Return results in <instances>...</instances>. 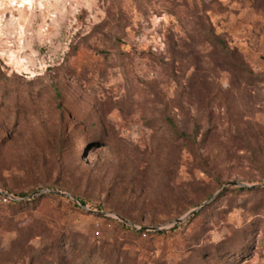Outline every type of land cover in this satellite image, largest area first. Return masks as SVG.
Here are the masks:
<instances>
[{
  "label": "rangeland",
  "instance_id": "374dc122",
  "mask_svg": "<svg viewBox=\"0 0 264 264\" xmlns=\"http://www.w3.org/2000/svg\"><path fill=\"white\" fill-rule=\"evenodd\" d=\"M68 236L264 264V0H0V264Z\"/></svg>",
  "mask_w": 264,
  "mask_h": 264
},
{
  "label": "trees",
  "instance_id": "16d2710c",
  "mask_svg": "<svg viewBox=\"0 0 264 264\" xmlns=\"http://www.w3.org/2000/svg\"><path fill=\"white\" fill-rule=\"evenodd\" d=\"M206 34L211 36L212 42L215 47H218L223 60L227 57L232 61L231 66L235 70H241L248 73L245 64L239 60L233 51H229L220 41L219 37L214 35L208 26ZM230 65V64H225ZM249 75L251 73H248ZM181 139L188 144L196 145L194 136H187L185 134H179ZM25 194H20L19 197H25ZM13 205L18 203L13 202ZM123 227H125L123 225ZM77 237V236H76ZM75 236H68L64 239L54 238L50 244L42 247L38 254L43 258V264H126V262H120L119 258L113 260V250H110V245L105 242L92 240V239H80L76 240ZM68 242H65L67 241Z\"/></svg>",
  "mask_w": 264,
  "mask_h": 264
},
{
  "label": "water",
  "instance_id": "95a60500",
  "mask_svg": "<svg viewBox=\"0 0 264 264\" xmlns=\"http://www.w3.org/2000/svg\"><path fill=\"white\" fill-rule=\"evenodd\" d=\"M229 185H237V184H234V183H228L226 186H229ZM239 186H243V185H239ZM41 194H42L41 191H39V192H35V193H33L32 195H30L28 198H26L25 200H31V199L34 198L35 196H38V195H41ZM207 203H208V202L204 203V204H203L202 206H200L198 209H195V210L189 212V213L185 216V218L190 217V216H193V215H194L199 209H201L202 207H204ZM92 213L97 214V215H102V216H106V215H107L106 213H101V212H92ZM117 218H118L121 222H123L124 224L132 226V225L130 224V222H128V221L125 220L124 218H121V217H117ZM132 227H134V226H132ZM134 228H135V227H134ZM136 229L139 230V231H141V232H155V231H158V229H157V228H154V227H152V228H136Z\"/></svg>",
  "mask_w": 264,
  "mask_h": 264
}]
</instances>
